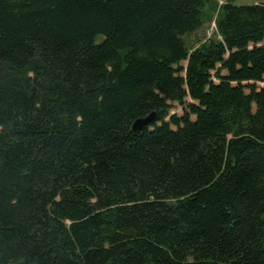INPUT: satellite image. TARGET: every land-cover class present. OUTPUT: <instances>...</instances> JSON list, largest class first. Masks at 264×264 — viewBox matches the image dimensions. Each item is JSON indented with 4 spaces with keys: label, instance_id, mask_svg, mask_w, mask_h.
Masks as SVG:
<instances>
[{
    "label": "trees",
    "instance_id": "obj_1",
    "mask_svg": "<svg viewBox=\"0 0 264 264\" xmlns=\"http://www.w3.org/2000/svg\"><path fill=\"white\" fill-rule=\"evenodd\" d=\"M259 83L264 3L0 0V264H264Z\"/></svg>",
    "mask_w": 264,
    "mask_h": 264
},
{
    "label": "rangeland",
    "instance_id": "obj_2",
    "mask_svg": "<svg viewBox=\"0 0 264 264\" xmlns=\"http://www.w3.org/2000/svg\"><path fill=\"white\" fill-rule=\"evenodd\" d=\"M234 5L238 6H246V5H253V4H261L264 3V0H231ZM221 3V1H219ZM215 30V25L214 23H210L209 25H205L202 27V29L198 33L199 38L203 37H209L212 33V31ZM181 65L184 67L185 62H182ZM222 74H224L222 72ZM258 89L264 88V84L259 83L257 84ZM182 108L181 106H178L176 104L173 105V108L170 110V114H176L177 116H182ZM193 119V118H192Z\"/></svg>",
    "mask_w": 264,
    "mask_h": 264
},
{
    "label": "water",
    "instance_id": "obj_3",
    "mask_svg": "<svg viewBox=\"0 0 264 264\" xmlns=\"http://www.w3.org/2000/svg\"><path fill=\"white\" fill-rule=\"evenodd\" d=\"M154 116H155L154 113H151L144 118L135 120L131 126L132 131H137L147 126L149 123L153 121Z\"/></svg>",
    "mask_w": 264,
    "mask_h": 264
}]
</instances>
